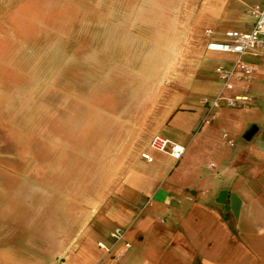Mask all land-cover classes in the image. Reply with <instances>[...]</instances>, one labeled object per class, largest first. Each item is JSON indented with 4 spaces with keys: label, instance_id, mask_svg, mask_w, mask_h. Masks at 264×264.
<instances>
[{
    "label": "rangeland",
    "instance_id": "374dc122",
    "mask_svg": "<svg viewBox=\"0 0 264 264\" xmlns=\"http://www.w3.org/2000/svg\"><path fill=\"white\" fill-rule=\"evenodd\" d=\"M201 1L0 0V264L55 260L69 203L109 198L134 116L196 82Z\"/></svg>",
    "mask_w": 264,
    "mask_h": 264
},
{
    "label": "crops",
    "instance_id": "0c3cea01",
    "mask_svg": "<svg viewBox=\"0 0 264 264\" xmlns=\"http://www.w3.org/2000/svg\"><path fill=\"white\" fill-rule=\"evenodd\" d=\"M263 3L201 1L195 29H182L186 34L176 44L192 47L197 38L200 56L192 70L184 65L182 71L184 78L196 82L140 119L134 116L128 153L120 157L132 162L117 170L109 198L69 203L72 227L62 237L56 259L26 264H56L58 259L95 264L104 256L98 244L111 245L117 228L126 231V240L114 249L123 255L118 261L107 257V264H264V70L248 92L241 87L234 92L251 101L239 108L224 106L211 123H202L207 112L203 99L211 100L220 88L216 68L230 66L236 57L211 52L208 43L225 40L228 31L250 32L255 17L249 9ZM192 31L196 35L190 38ZM248 59L259 61L260 56ZM158 134L186 146L180 161L150 152ZM143 153L154 161L143 159Z\"/></svg>",
    "mask_w": 264,
    "mask_h": 264
},
{
    "label": "built area",
    "instance_id": "2783aa9c",
    "mask_svg": "<svg viewBox=\"0 0 264 264\" xmlns=\"http://www.w3.org/2000/svg\"><path fill=\"white\" fill-rule=\"evenodd\" d=\"M249 12L255 17V23L250 32L237 33L228 31L225 34V40H212L208 43L207 48L209 51L235 54L236 57L230 66L220 65L215 70L220 88L214 98L204 100L207 112L202 121L203 125L211 123L218 115V111L224 106L239 108L244 102L251 101L248 95H235L234 92L238 87L248 92L253 81L256 79V74L264 70V3L252 6ZM207 35L211 37L213 32L208 30ZM249 55L260 56V60H249ZM224 137L227 138V134H224ZM228 142L230 145H234L232 140H228ZM150 147L154 151L173 157L176 161H180L187 150L185 145L174 142L160 134L153 137ZM142 157L148 162L154 161V158L149 153H143ZM111 238V245L103 242L98 244L104 251V256L95 264H107V257H113L116 261L121 259L123 251L115 252L114 249L119 242L126 240V231L117 228L112 231ZM130 247L131 244L126 242L125 248ZM56 264L70 263L58 259Z\"/></svg>",
    "mask_w": 264,
    "mask_h": 264
}]
</instances>
